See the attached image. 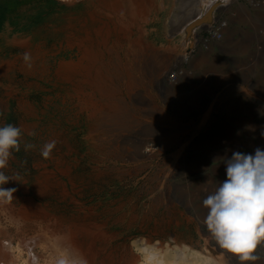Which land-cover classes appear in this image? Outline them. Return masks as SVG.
Listing matches in <instances>:
<instances>
[{
  "label": "rangeland",
  "instance_id": "rangeland-1",
  "mask_svg": "<svg viewBox=\"0 0 264 264\" xmlns=\"http://www.w3.org/2000/svg\"><path fill=\"white\" fill-rule=\"evenodd\" d=\"M196 1L172 0V15L174 13L175 17L171 15L170 19H174L175 24L184 25L193 14ZM227 7L229 12L220 13L221 17L213 20V24L217 26L219 22L228 21L227 28L234 33L233 42L216 48V54L225 60L228 69H235L245 58L242 44L250 51L264 52L259 43V34L264 35V20L250 14L249 0H230ZM237 14L245 17V24L229 22L230 16ZM248 25L256 26L257 31L249 33ZM202 37H213V31H203ZM149 39L147 37L150 43L154 36ZM166 40L172 42V39ZM68 42L69 4L64 0H0V125L11 123L20 127L22 132L20 151L12 154L4 169L12 181L0 186L15 191L0 194V207L25 211L33 220L40 216L41 220L61 221L66 227L75 223L73 228L82 227L78 231L82 240L86 241L90 235L93 246L102 251V259L110 260L112 264H119L120 245L130 236L157 240L170 231H178L186 233L188 240H211L208 227L199 217L205 219L207 215L204 198L214 191L218 180L226 178L223 164L217 169L214 165L204 171L215 157L226 156L220 139L230 120L222 108L225 101L238 103L240 100L247 109L242 108L244 112L241 109V113L256 117L264 107L262 98L240 90L230 99L225 98L223 88H211L210 77L191 71L184 64L193 81L186 93L196 87L203 90L190 114L181 116L169 110L165 106L169 99L183 100L186 95L181 98L169 96L167 84L164 81L152 84L147 73L140 85L134 89L131 87L132 91L123 87L120 91L130 109V127L115 135L112 130L104 131L108 134L105 138H98L97 131L93 133L94 137H89L88 130L100 121V115L87 119L80 108H72L69 70L60 66L69 60ZM175 43L170 49L184 46L182 41ZM26 53L29 55L27 59ZM250 72V78L254 79L255 71ZM219 98L225 100L220 112L213 108ZM159 108L164 109L166 118H161ZM211 110L207 123H202V115ZM185 124L187 127L182 128ZM173 125L180 127L178 131ZM157 128L162 133H157ZM169 131L178 136L179 146L168 142ZM141 137L148 140L160 138L149 144L155 147L164 145L165 150L146 163H136L116 152L121 148L132 150ZM53 140L55 147L45 159L40 150ZM25 143L34 147L25 151ZM33 220L26 225L27 234L36 225ZM89 228L97 229V232L92 235L87 231ZM6 230L11 231L10 235L15 233L10 227ZM263 244L258 245L254 253L258 258L263 257L260 254Z\"/></svg>",
  "mask_w": 264,
  "mask_h": 264
},
{
  "label": "bare ground",
  "instance_id": "bare-ground-1",
  "mask_svg": "<svg viewBox=\"0 0 264 264\" xmlns=\"http://www.w3.org/2000/svg\"><path fill=\"white\" fill-rule=\"evenodd\" d=\"M64 1L69 4V45L67 44L69 60L60 63V66L69 70V99L73 103L72 108H80L87 119L96 114L100 115V121H96L98 123L89 128V137H94L93 133L96 131L100 134L98 138L107 134L104 131L112 130L114 135L120 134L130 127L132 121L130 109L126 107L120 91L122 87L128 92L132 91L141 84L147 73L152 84H160L163 81L167 84L169 96L181 98L186 95L183 100L169 99L165 103L169 110L181 116L190 114L203 90L199 86L200 88L196 87V90L186 93L191 89L193 81L187 71L188 68L183 67L184 64H187L191 71L210 77L211 88H223L225 98L230 99L237 90H240L262 98L264 105V52L250 51L246 44V46L242 44L241 49L245 53V58L235 69H228L225 60H221L216 54V48H221L223 44L231 45L233 42L234 33L227 28L228 21L219 22L217 26L213 24L221 17L220 13L229 12L227 5L230 0L198 2L195 0L197 3L194 5V12L184 25L175 24L174 19H170L172 0ZM249 1L250 14L264 20V0ZM238 14L235 17L230 16L231 24L246 23L245 17ZM247 28L249 33L257 31L256 26L248 25ZM203 31H213V37L203 38ZM153 36L154 40L149 43L147 37L152 39ZM167 38L172 39V42H167ZM177 40L184 43L183 48L177 49L174 46L175 50L170 49ZM259 43L264 48L262 34H259ZM147 59L149 61H146ZM250 71H255L254 79L250 78ZM223 101L219 98L215 102L213 107L215 111L221 109ZM225 102L222 109L229 114L230 124L223 129L220 144L226 156H231L233 151L250 153L257 147L264 148V135H261L264 132V107L258 111L256 117H251L241 113V109H245L242 101ZM158 111L162 119L166 118L163 108H159ZM212 112L211 110L208 114L202 115V123H207ZM181 127L186 128L187 125ZM173 128L178 131L180 127L173 125ZM161 131L157 128V133ZM168 134L170 135L168 142L179 146L178 136L171 135L170 131ZM156 140L161 139L156 137L148 140L141 137L132 150L126 151L121 148L116 149V152L136 163L151 162L165 150L164 145L155 147L149 144ZM166 166L168 168V164ZM38 217L39 219H34L36 220L34 229L27 234L26 225L33 220L30 219L29 213L10 207H0V238H3L0 241V264H80V261H86V264H112L109 259V261L102 259V251L99 247L93 246L90 235L86 241L82 240L78 232L82 227L73 228L75 223H69V227H66L61 221L51 222ZM199 219L207 226L204 218ZM7 226L15 231L13 235H10L11 231L8 233L10 229L7 231ZM87 231L93 235L97 229L89 228ZM198 233L201 236L200 230ZM207 233L211 240L205 238H200L199 241L188 240L185 238L186 233L178 231H170L157 240L137 235L127 237L120 245L119 264H241L235 254L217 243L209 229ZM260 254L263 257L259 256L256 261L249 264H264V244Z\"/></svg>",
  "mask_w": 264,
  "mask_h": 264
},
{
  "label": "clouds",
  "instance_id": "clouds-1",
  "mask_svg": "<svg viewBox=\"0 0 264 264\" xmlns=\"http://www.w3.org/2000/svg\"><path fill=\"white\" fill-rule=\"evenodd\" d=\"M27 53L25 59H27ZM264 135V132L261 133ZM22 132L14 124L0 125V186L7 185L10 177L5 174L9 159L21 148ZM56 142L50 141L41 148V155L50 157ZM25 143V151L33 148ZM224 165L226 178L203 200L207 209L208 229L217 243L235 254L241 264L256 261L258 245L264 243V148L254 152L233 151L231 156L215 157L210 167ZM15 189L0 187V194L14 193ZM86 264V261H80Z\"/></svg>",
  "mask_w": 264,
  "mask_h": 264
}]
</instances>
